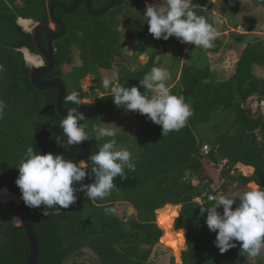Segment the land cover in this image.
<instances>
[{"label": "trees", "instance_id": "obj_1", "mask_svg": "<svg viewBox=\"0 0 264 264\" xmlns=\"http://www.w3.org/2000/svg\"><path fill=\"white\" fill-rule=\"evenodd\" d=\"M141 1L120 0L115 8L94 16L92 14L101 12L109 0H93L90 11L86 0H81L72 12L56 7L54 15L50 9L53 4L61 3L72 9L75 0H0V100L7 105L0 119V190L5 188L22 197L16 184L17 166L25 158L28 147L41 153L43 141L54 138L67 151L79 150L78 146L67 143L60 128L63 118L56 111L57 91L33 88L31 66L23 53L28 49L37 54V50L31 34L23 30L18 20L31 19L48 26L55 16L65 26V34L54 41L56 67L45 79L62 77L66 94L76 91L81 99H96L95 113L85 123L93 145L85 164L91 165L90 156L108 139L98 141L94 128L101 126L108 115L128 113L136 115L134 135L117 133L115 138L118 149L132 153L135 170L126 166V178L117 176L115 188L104 199L88 200L83 192H77V201L61 209L59 214L51 208L49 215L44 216L43 205L35 210L31 221L40 242L39 264H159L153 260V255L163 231L156 224V213L159 210V216L175 210L178 215L177 206H181V210L174 228L184 237L187 231L182 264H264V250L253 262L252 257L241 250L240 242H235L236 247L222 254L214 244L216 233L206 225L207 212L203 215L200 212L201 207L209 208L219 195H225L231 183H254L264 188V115L259 107L257 111L253 109L255 102L259 105L264 101V78L255 72L256 67L264 69V42H249L234 72L223 78L212 68L205 51L219 53L224 36L218 37L208 49L193 45L186 61L182 62L185 43L175 36L168 40L155 39L148 31ZM254 1L264 8V0ZM193 2L198 6L196 14L204 16L216 28L218 17L211 11L212 2ZM221 3L219 22L223 18L234 20L242 5L240 0H221ZM237 23L232 26L237 27ZM123 24L134 26L139 35L131 55L123 44ZM58 31H61L59 25ZM42 36L46 40L45 32ZM235 37L239 36L235 34ZM170 44H175L176 51L169 58L166 51ZM142 53L148 56L145 64L139 62ZM162 54L174 62L166 61L172 78L178 80L171 88L172 93L183 95L192 110L185 126L164 138L161 126L145 115L117 107L110 90L103 88L100 77L102 70L118 69L116 84L139 86L145 74L160 66L158 58ZM67 64L72 69L65 73ZM89 76L94 78L95 86L91 93H86L82 81ZM96 90L103 96L99 97ZM76 106L64 103L66 109ZM205 160L216 167L223 164L220 171L223 184L218 189L213 187ZM238 165L250 167L253 174L244 176ZM92 182L94 179L86 178L82 183ZM80 183L74 186L79 187ZM210 195H214L213 200L209 199ZM228 198L236 201L235 209L240 203L239 197ZM119 204L130 205L135 214L119 217ZM16 209L15 201H0V264H28L30 258L28 236L23 227L16 224V219L19 222ZM217 210L222 214L223 207ZM87 250L92 252L94 260ZM170 264H177L174 258Z\"/></svg>", "mask_w": 264, "mask_h": 264}, {"label": "clouds", "instance_id": "obj_2", "mask_svg": "<svg viewBox=\"0 0 264 264\" xmlns=\"http://www.w3.org/2000/svg\"><path fill=\"white\" fill-rule=\"evenodd\" d=\"M197 7L193 0H160L159 3L147 5L143 17L149 33L155 39L168 40L175 36L181 43L208 49L218 38L219 32L204 16L196 14ZM20 20L26 19H19V25ZM34 55L37 56L38 53ZM117 72L118 69L113 70L111 77L104 76L101 80L103 88L110 90L117 107L123 106L126 111L145 115L148 120L161 126L163 138L185 126L192 110L183 95L172 93L166 83L171 78L166 69L153 67L139 80V86L131 87L114 83ZM141 88L144 89L143 92ZM64 103L77 106L85 104L76 91L66 94ZM6 107L5 102L0 100V119H3ZM85 120V113L78 111L77 107L68 109L66 117L60 122V128L69 145L78 146L89 140L85 123H78ZM108 125L115 124L103 123V126L94 128L98 141L108 139L90 156V166L86 165L84 160L77 163L60 154H41L34 151L33 147H28L25 158L17 166L19 175L16 179L25 205L32 208L43 205V215L48 216V209L55 208L56 214H59L61 209L73 205L78 199L77 192H83L86 198L92 201L110 195L115 188L114 179L117 176L126 178L125 167L133 171L135 169L131 163L132 153L127 149L117 148L115 137L120 127ZM86 178L94 179V182L82 183ZM77 182H81L79 187L74 186ZM239 200L240 203L233 209L236 201L221 194L213 206L201 207L200 212L201 215L207 212L206 225L211 232L216 233L214 244L222 254L236 247L235 242H240L244 253L256 257L264 250V188L254 187L246 190L240 194ZM221 206L222 214L217 210Z\"/></svg>", "mask_w": 264, "mask_h": 264}, {"label": "rangeland", "instance_id": "obj_3", "mask_svg": "<svg viewBox=\"0 0 264 264\" xmlns=\"http://www.w3.org/2000/svg\"><path fill=\"white\" fill-rule=\"evenodd\" d=\"M209 1H211L213 4L211 11L218 18H220V10L222 7L221 0H219L220 3L218 0H209ZM159 2H160V0H142L141 4L144 7V11H146L147 5L153 4V3H159ZM240 3L242 5L236 14V18H233L234 20L228 21L227 19L223 18L220 22H217V31L219 32L220 36H224V40L221 44V46H222L221 48L223 50H222V52H220L217 55L218 60L216 62H214L213 67H214V70L219 72V75H221L223 78H227L228 76H230V74H232L234 72L236 63L239 61L246 45L249 42L257 41V40H261L264 42V8H262V6L259 5L254 0H240ZM232 22H234V23L238 22L237 23L238 26L233 27L232 24H234V23H232ZM52 27L54 28V25H52ZM121 30H123V32L125 34L124 38H123V44L126 46L127 53L129 55H131L133 53L135 47H136V44L138 43L139 35H138L134 26L123 24L121 26ZM235 34H237L239 37L238 38L235 37ZM236 38H237V41H236ZM176 39L178 40V38H176ZM221 40H222V38H221ZM190 45H191L190 43H185V51H184L185 55L182 58V62L186 61L187 54H188L187 48ZM175 51H176L175 44H170L167 48L166 53L170 58L171 55L175 53ZM163 54L161 56H159V58H158V62L160 63L159 67L164 68L169 72L168 65L166 63V61L168 59H166L165 55H163ZM220 58H222L223 60H221ZM147 61H148V56L146 54H142L139 57V62L141 64H145ZM168 63H171V64L174 63L172 58H171V61H170V59L168 60ZM133 66L135 67V65H133ZM137 66L138 65L136 64V67ZM71 69H72V67L68 64L64 66V72L65 73L69 72ZM255 72H256L258 77L264 78V69L256 67ZM112 73H113V71L102 70L100 73V77H101V79L104 76L111 77ZM170 77L172 78L171 73H170ZM116 81H117V79L114 81V83H116ZM177 82H178V80H174L172 78V79L168 80L166 83L170 88H172L173 86L176 85ZM94 86H95V83H94V78L92 76H89L82 81V87H83L84 92H86V93H91V88ZM95 92L98 94L99 97L103 96L101 91L96 90ZM83 102L94 104V103H96V99L95 98L82 99V103ZM257 102L254 103V107H253L254 111H257V108L259 107L260 112L264 115V103H259V105H258ZM103 123L115 124L117 127H120V129L118 130V133L128 134L130 136H133L135 133V129H136V115L135 114H128V113L122 114V115H120V114L108 115L103 120L101 126H103ZM115 125H108V126L115 127ZM120 149H122V148H120ZM204 163H205V167L207 169V172L213 181L214 189L220 188L221 185L223 184V180H222L221 173H220L221 167L223 166V164L221 163L220 167L219 166L216 167L207 160H205ZM237 167H238L239 171L244 176H250L251 174H253V173H250L252 171L251 168H248V167H245L242 165H238ZM194 182H195V184L198 183L197 178L194 179ZM254 187H258V186L254 183H250V184H246V185H242L239 183H231L227 187L225 196H227V197H239L240 194H242L244 191L249 190V189L254 188ZM12 200H16V199H12ZM12 200L3 201V200H1V197H0V201H3L4 203L11 202ZM177 207L179 208V210H178V215L174 210L175 216H174L173 224L171 227V233L172 234L177 233V231L174 228V225H175L176 219L179 217L181 206H177ZM163 208H165V207H163ZM117 209H118V215L121 218L124 215L130 216V215L135 214V210L128 204H119ZM162 209H160V210H162ZM158 218H159V216H158V212H157L156 213V223L159 227ZM16 224L19 225V222L17 219H16ZM164 234H165V232L163 231V236H164ZM186 237H187V232H186V235L184 237V240H185L183 243L184 245L181 247V249L178 251V253H176L167 244V242L164 243L162 238H161L160 244L156 248L155 253L153 255V260L159 264H170L171 258H174V260L177 264H182L181 255H182V252L187 249ZM86 252H87L88 256L91 258V260H94V255L92 254V252L88 251V250ZM252 261L255 262L256 257H252Z\"/></svg>", "mask_w": 264, "mask_h": 264}, {"label": "water", "instance_id": "obj_4", "mask_svg": "<svg viewBox=\"0 0 264 264\" xmlns=\"http://www.w3.org/2000/svg\"><path fill=\"white\" fill-rule=\"evenodd\" d=\"M118 2L119 0H112L111 4L103 12H106L112 7H114L115 5H117ZM56 6L61 7L59 4L53 5L51 8L52 14ZM62 8L66 12H71V11H68L64 7ZM90 9H91V0L88 1V10L90 11ZM103 12L95 14V15L96 16L101 15ZM53 18L61 27V31L59 33L53 29L52 25L46 26L43 24L35 23L34 21L30 19H26V20L32 23L33 30L27 31L24 28L23 29L26 32L31 34L32 40L35 44V47L38 53L37 57H39L43 62L42 66L37 67V66L31 65V68H30L31 85L37 91H48L51 89L56 90L57 91L56 111L59 116H61L62 118H65L67 115L68 109L64 107V97L67 93V87H66L64 79L59 76L51 78L49 80L45 79V77L51 74L56 67V61L54 57V41L65 34V26L59 20H57L55 16H53ZM43 32H45L46 34V41L43 40V36H42ZM25 60L27 61L26 56H25ZM76 107L78 111L84 112L86 116L85 121L78 122L81 124L88 122L95 113L94 104L85 103V104L78 105ZM78 147H79V150L75 152H70V151L65 150L56 139L48 138L44 140L43 143L41 144V154L55 152L57 154L63 155L66 159H70L73 161L87 160V158L89 157L93 149V145L91 141L86 140L81 145H78ZM16 197L19 198L20 200V201L13 200L17 203L16 213H17V217L20 222L19 225L22 226L23 229L25 230L28 236L29 245H30V258H29L28 264H39L40 242H39L37 233L35 231V228L33 226V223L31 221V214L35 210H37L39 207L38 208L28 207L25 205L22 197H19V196H16Z\"/></svg>", "mask_w": 264, "mask_h": 264}, {"label": "bare ground", "instance_id": "obj_5", "mask_svg": "<svg viewBox=\"0 0 264 264\" xmlns=\"http://www.w3.org/2000/svg\"><path fill=\"white\" fill-rule=\"evenodd\" d=\"M20 25L27 31L33 30V25L28 20H20ZM26 59L29 64L33 66H42L43 62L42 60L37 57L34 54H31L29 51L24 50ZM252 185V184H251ZM0 197L3 201H9L12 199H16L17 201H20L19 198L14 196L10 193L7 189L0 190ZM174 213H169L165 215H159L158 221L159 226L162 228V230L165 232L164 236L162 237L163 242H167V244L176 252L181 249V247L184 245V235L182 232H177L176 234L171 233V227L173 224L174 219Z\"/></svg>", "mask_w": 264, "mask_h": 264}, {"label": "flooded vegetation", "instance_id": "obj_6", "mask_svg": "<svg viewBox=\"0 0 264 264\" xmlns=\"http://www.w3.org/2000/svg\"><path fill=\"white\" fill-rule=\"evenodd\" d=\"M64 1H66V0H64ZM81 0H75V5H74V7L72 8V9H68V8H66L63 4H61V3H55V4H59L61 7H64V8H66L68 11H73V9L75 8V6H77V4H79V2H80ZM88 1L89 0H86V2H87V8H88ZM92 2H93V0H91V4H92ZM111 2H112V0H109V2H108V4H107V6L101 11V12H103L110 4H111ZM119 3H120V0H119V2H118V4L117 5H115V6H118L119 5ZM55 4H53V5H55ZM52 5V6H53ZM52 6H51V8H52ZM115 6L114 7H112L111 9H113V8H115ZM56 7H58V6H56ZM55 7V8H56ZM50 8V9H51ZM111 9H109V10H111ZM52 12V11H51ZM101 12H95V13H93L94 15L95 14H98V13H101ZM107 12V11H106ZM53 13H54V11H53ZM103 13H105V12H103ZM102 13V14H103ZM96 16V15H95ZM99 16V15H98ZM56 18V17H55ZM57 19V18H56ZM57 20H59V19H57ZM60 21V20H59ZM51 25H54V30L56 31V32H58L59 33V31H58V23L55 21V19H54V21H52V22H50V24L48 25V26H51ZM44 41H46V40H44Z\"/></svg>", "mask_w": 264, "mask_h": 264}, {"label": "crops", "instance_id": "obj_7", "mask_svg": "<svg viewBox=\"0 0 264 264\" xmlns=\"http://www.w3.org/2000/svg\"><path fill=\"white\" fill-rule=\"evenodd\" d=\"M216 30H217V24H216ZM218 37H222V36H218ZM214 45V44H213ZM212 45V46H213ZM193 46V44H191L190 46H188V48H187V52H189V50H190V48ZM222 47V46H221ZM222 48H221V50H220V52H222ZM208 52V53H207ZM219 52V53H220ZM205 53H207L208 54V59H209V61H210V63H211V66L213 67L214 66V62H216L217 60H218V58H217V55L219 54V53H217V54H213V53H211V52H209V51H205ZM142 54H145V53H142ZM141 54V55H142ZM140 55V56H141ZM221 60H223L222 58H220ZM213 69H214V67H213ZM248 168H250V167H248Z\"/></svg>", "mask_w": 264, "mask_h": 264}, {"label": "built area", "instance_id": "obj_8", "mask_svg": "<svg viewBox=\"0 0 264 264\" xmlns=\"http://www.w3.org/2000/svg\"><path fill=\"white\" fill-rule=\"evenodd\" d=\"M204 151H205V153H207V152H208V149L205 147V148H204ZM209 199H210V200H213V199H214V195H210V196H209Z\"/></svg>", "mask_w": 264, "mask_h": 264}]
</instances>
